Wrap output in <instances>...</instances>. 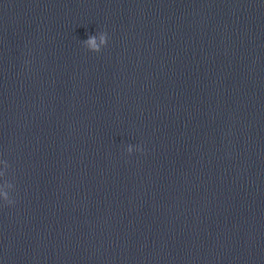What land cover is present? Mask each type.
Returning <instances> with one entry per match:
<instances>
[{"label": "water", "instance_id": "water-1", "mask_svg": "<svg viewBox=\"0 0 264 264\" xmlns=\"http://www.w3.org/2000/svg\"><path fill=\"white\" fill-rule=\"evenodd\" d=\"M60 224L264 248V0H0V228Z\"/></svg>", "mask_w": 264, "mask_h": 264}, {"label": "clouds", "instance_id": "clouds-1", "mask_svg": "<svg viewBox=\"0 0 264 264\" xmlns=\"http://www.w3.org/2000/svg\"><path fill=\"white\" fill-rule=\"evenodd\" d=\"M101 36H102V42L107 45V42H108V34L107 32H101ZM83 43H88L89 44V49L92 50V51H96V52H99L101 49L99 47V45L96 44V35H91L89 36L88 39L86 40H83L82 41ZM131 146H129V149L128 151L131 152ZM142 150V149H141ZM15 201H11L9 202V204H12L14 203Z\"/></svg>", "mask_w": 264, "mask_h": 264}]
</instances>
